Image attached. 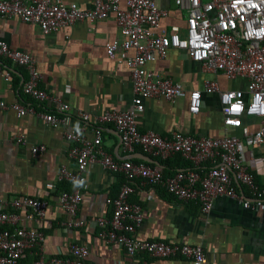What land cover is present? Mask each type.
Segmentation results:
<instances>
[{"label":"built area","instance_id":"obj_1","mask_svg":"<svg viewBox=\"0 0 264 264\" xmlns=\"http://www.w3.org/2000/svg\"><path fill=\"white\" fill-rule=\"evenodd\" d=\"M173 3L177 10L184 12L183 34L178 26L169 29L161 26L167 11L160 9L155 0H93L90 8L62 0H0L1 18H17L36 25L43 36L63 27L113 18L121 40L106 44L105 50L108 58L119 60L129 71L133 97L126 110L107 111L96 119L83 112L77 113L73 119L79 121L78 126L68 128L72 118L68 114L69 105L52 99L40 88L42 75L31 55L11 48L3 40H0V77L7 83L11 79V70L3 63L21 67L27 74L21 84L22 95L39 105L55 102L53 112H40L38 117L50 127L64 129V139L70 145L68 156L75 161L73 170L61 167L57 174L58 182L72 186L70 191L62 190L55 196L57 205L66 214L61 223L63 228L84 225L76 217L86 173L91 164H99L104 170L123 176L117 195L106 200L112 209L110 217L95 219L97 238L101 242L124 250L129 257H181L192 264H205L201 245L135 238L143 213L128 198L135 190L134 182L138 181L141 186L162 187L178 202L197 203L204 216L215 200L222 197L234 200L247 210L264 209V187L258 185L247 170L241 154L242 140L249 147L264 144V0H173ZM171 49L183 51L192 62L199 64L203 73L219 75L227 81L243 80L245 84L238 89L222 90L212 78L203 82L202 90L187 92L179 83L146 68L148 63L164 59ZM214 93L222 115V137H193L180 132L162 137L138 128L137 118L144 111L147 99L163 98L177 105L187 97L188 113L198 115L204 96ZM6 109L13 110L18 118L35 114L32 106L20 102L7 105L0 101V111ZM249 118L258 123L253 131L246 125ZM97 123L114 126L127 154L125 159L116 160L102 149V129ZM89 126L93 127L92 138L84 136ZM233 131H239L240 137L232 134ZM135 147L161 160L179 154L191 166L164 177L161 166L134 163L130 159L129 154ZM44 152L42 145L31 148L33 156ZM202 164L207 167L201 174L198 166ZM232 176L247 195L236 190ZM46 186L55 190L52 183ZM47 209L46 201L32 198H16L5 209H0V264H19L27 254L36 256L32 264H85L89 249L83 245H70L65 256L43 257V233L21 224L25 220L41 222Z\"/></svg>","mask_w":264,"mask_h":264},{"label":"crops","instance_id":"obj_2","mask_svg":"<svg viewBox=\"0 0 264 264\" xmlns=\"http://www.w3.org/2000/svg\"><path fill=\"white\" fill-rule=\"evenodd\" d=\"M62 1L82 8H90L93 2ZM155 1L160 9L167 11L161 26L166 29L178 26L183 34L184 12L175 8L173 0ZM0 40L34 58L36 69L42 75L40 88L52 99L70 107L68 114L72 118L68 128L78 126L79 121L73 119L77 113L83 112L96 119L107 111L126 110L132 104L128 69L119 60H112L106 55V44L121 40L113 18L63 27L54 34L43 36L36 25L23 23L17 18L0 17ZM6 65L11 70V79L7 83L0 77V101L7 105L20 102L32 106L35 114L18 118L11 109L0 111V209H5L16 198L40 199L48 203L44 220L39 223L25 220L21 224L43 233V257L65 256L70 245L77 244L89 249L85 264H192L181 257H129L124 250L97 238L95 219L110 217L112 209L106 200L115 197L120 188V174H112L99 164H91L86 173V185L76 217L84 225L68 230L61 226L66 214L57 205L55 196L62 190L70 191L72 186L67 182H58L57 174L61 167L75 168V161L68 156L70 145L64 139L63 128L50 127L38 117L40 112H53L55 102L51 100L39 105L22 95L21 84L27 77L25 70L10 63ZM146 68L179 83L187 92L202 90L203 82L212 78L217 80L222 90L238 89L245 84L243 80L227 81L222 76L203 73L199 64L176 49L169 50L164 59L148 63ZM137 125L140 131L150 130L162 137H170L175 132L193 137L216 138L224 135L215 93L204 96L198 115L188 113L187 97L177 105L163 98L147 99L144 111L137 118ZM246 125L251 131L258 127L257 121L250 118L246 120ZM98 127L102 129V149L116 160L125 159L127 154L121 147L120 136L114 126L98 124ZM92 128L89 126L86 129V138H92ZM232 134L240 137L239 131ZM241 143L247 170L253 174L258 185L264 187V144L249 147L243 140ZM41 145L45 147V152L33 156L31 148ZM140 154L154 162L143 160ZM129 157L134 163L161 166L165 177L168 173L172 176L181 170L166 169L160 164L165 160L151 157L139 147H135ZM205 167L207 165L204 164L198 166V171L202 174ZM232 179L238 192L241 189L247 195L244 187L233 176ZM48 183L54 184L55 190L47 188ZM134 186L135 190L128 200L138 205L143 213V221L134 233L135 238L168 244L201 245L206 256L205 264H264V209L258 212L247 210L234 200L222 197L215 200L210 212L204 216L197 203L178 202L160 186H141L138 181L134 182ZM26 258L29 264L36 260L33 254H27Z\"/></svg>","mask_w":264,"mask_h":264},{"label":"trees","instance_id":"obj_3","mask_svg":"<svg viewBox=\"0 0 264 264\" xmlns=\"http://www.w3.org/2000/svg\"><path fill=\"white\" fill-rule=\"evenodd\" d=\"M3 64L6 65V63H3ZM6 66L9 68L8 65H6ZM160 164L163 165L166 169H174V168L185 169V168H188L191 166V164L188 161L184 160L179 154L175 155L172 158L167 159L165 161H160ZM167 176L170 177L171 176L170 173H168ZM118 181H119L120 185L123 183V176L121 174L118 175ZM120 185H119V187H120ZM234 186H235V184H234ZM235 188L238 191L236 186H235ZM19 264H29V261L27 258H25V259L21 260L19 262Z\"/></svg>","mask_w":264,"mask_h":264},{"label":"water","instance_id":"obj_4","mask_svg":"<svg viewBox=\"0 0 264 264\" xmlns=\"http://www.w3.org/2000/svg\"><path fill=\"white\" fill-rule=\"evenodd\" d=\"M119 137V136H118ZM119 139H120V137H119ZM140 158H143V160H145V161H147V162H154L150 157H148V156H146V155H143V154H140ZM158 164V163H157ZM238 187H239V189H240V185L238 184ZM240 193H242L241 192V189H240Z\"/></svg>","mask_w":264,"mask_h":264}]
</instances>
